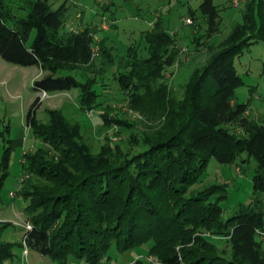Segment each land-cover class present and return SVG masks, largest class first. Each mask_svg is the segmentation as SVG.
Here are the masks:
<instances>
[{
  "label": "trees",
  "instance_id": "1",
  "mask_svg": "<svg viewBox=\"0 0 264 264\" xmlns=\"http://www.w3.org/2000/svg\"><path fill=\"white\" fill-rule=\"evenodd\" d=\"M10 2L0 0V58L40 69L33 93L75 89L81 111L96 109L107 97L100 81L116 67L113 82L145 122L140 131L134 123L103 116L108 127L130 133L127 143L106 142L93 153L80 127L62 111L46 109V121H40L41 101L34 98L25 123L41 146L22 155V171L30 177L19 192L32 226L25 235L28 249L54 264H99L111 260V250L123 255L141 249L156 262L142 258L132 264H264V240L257 235L264 231V122L248 120L247 103L235 101L244 82L234 66L245 48L264 45V0L245 2L242 23L220 48H211L180 98L164 74L180 52L161 20L142 35L146 57L130 46L125 58L116 60L105 37L95 44L98 56L93 55L91 27L66 29L64 4L53 9L49 0H20L25 16H16ZM199 12L207 36L217 28L219 10L211 0H201ZM194 29L198 33L199 27ZM227 122L239 125L242 136L225 130ZM9 152L4 149L0 187L8 175ZM211 159L222 165L255 163L248 203L227 218L220 206L226 184L196 186ZM8 225L0 224V230ZM215 240L227 241V257ZM14 247L22 249V243L0 240V264L14 258Z\"/></svg>",
  "mask_w": 264,
  "mask_h": 264
},
{
  "label": "rangeland",
  "instance_id": "2",
  "mask_svg": "<svg viewBox=\"0 0 264 264\" xmlns=\"http://www.w3.org/2000/svg\"><path fill=\"white\" fill-rule=\"evenodd\" d=\"M23 1V0H22ZM212 5L219 10L217 28L207 33L205 17L199 12L201 0H49L53 9L65 6L66 29L69 31L89 26L93 32L92 53L98 56L97 43L105 39L107 47L113 46L115 59L125 58L130 46L138 49L139 57H146L142 35L151 29L152 25L161 20L162 26L177 40L179 56L177 62L165 70V78L175 96L180 98L183 86L196 70H202L211 52L217 50L219 44L231 32L232 28L243 21L242 11L244 0L240 7L232 5L231 0H211ZM11 11L16 16H25L18 6L20 0H11ZM191 23L186 24L185 19ZM68 21V22H67ZM83 24L77 28V25ZM199 27V31L194 29ZM34 36L32 32L29 42ZM195 42L193 38L197 37ZM213 48V51L211 50ZM94 57V58H95ZM264 45L261 42L250 45L234 61V66L244 84L235 92V101L247 103L244 116L248 120L264 122ZM116 67L108 69L105 78L100 82L106 84L105 104L89 111H81L77 103V90L41 95L34 94L31 80H36L42 73L33 68H23L6 63L0 58V168L5 148H10L7 165V177L0 187V218L2 223L9 225L0 230V240L13 244L21 243L23 224L26 216L23 211L25 203L21 198L11 199L9 192L22 172V155L35 151L41 142L35 140L25 123V115L30 103L35 97L41 101L37 117L46 121L45 110L55 109L73 124L80 127L81 138L90 146L93 153L106 143L119 144L121 139L126 142L129 129L108 127L104 117L123 119L144 129V117H140L120 94L112 79ZM24 69V70H23ZM34 70V71H33ZM33 80V81H34ZM110 104V105H109ZM109 105V106H108ZM110 107V108H109ZM261 123V122H260ZM225 130L242 136L243 132L237 124L222 125ZM109 140V141H108ZM127 143V142H126ZM245 158V156L240 159ZM255 163L251 159L241 164L240 160L233 165H222L211 159L201 178L199 188L211 184H226L227 198L220 203L225 218L233 215L246 205L252 193V176ZM258 235V234H257ZM261 240V239H260ZM263 240V239H262ZM219 252L229 255L230 246L226 240H215ZM264 248V243H263ZM21 248L14 247L13 254L19 255ZM30 256L33 251H28ZM144 250H131L118 254L110 251V258L115 264H132L137 257H148ZM32 261L27 259L23 264H49L47 258ZM153 259V257H151ZM104 260V258L102 259ZM106 262V259H105ZM153 262H156L153 259Z\"/></svg>",
  "mask_w": 264,
  "mask_h": 264
},
{
  "label": "built area",
  "instance_id": "3",
  "mask_svg": "<svg viewBox=\"0 0 264 264\" xmlns=\"http://www.w3.org/2000/svg\"><path fill=\"white\" fill-rule=\"evenodd\" d=\"M244 1V0H231V3L233 6L235 7H240V3ZM185 23L186 24H190L191 23V20L190 19H185ZM97 48V47H96ZM41 95H46L45 92H40ZM30 177V174L28 172H21V174L17 177L14 185H13V190H11L8 194H9V197L11 199H19V192L21 190V186L22 184ZM4 221L1 220L0 218V223H2ZM23 228V231H22V235H21V243H22V251H21V254H22V257H23V260L27 262V255H28V247L26 246L25 244V235L28 231H30L32 229V226L29 222L25 221V223L23 224L22 226ZM257 234L260 236L261 239L264 240V231H257ZM144 258V260L148 261V262H153V259L151 257H137L135 258V260L137 259H142ZM28 263V262H27ZM3 264H11V263H8V262H5ZM99 264H105V259L104 260H101V262Z\"/></svg>",
  "mask_w": 264,
  "mask_h": 264
},
{
  "label": "crops",
  "instance_id": "4",
  "mask_svg": "<svg viewBox=\"0 0 264 264\" xmlns=\"http://www.w3.org/2000/svg\"><path fill=\"white\" fill-rule=\"evenodd\" d=\"M80 25L81 24H79V26L78 27H80ZM83 25V24H82ZM81 25V26H82ZM84 27V26H83ZM24 69L25 68H33L35 71H39L40 72V69L38 68V67H36V66H33V67H23ZM23 69V70H24ZM33 70V71H34ZM42 72H40V74H41ZM34 77H32V80H31V86H32V83H33V79ZM34 94H36V93H34ZM20 175V174H19ZM33 255L34 256H30V254H29V252H28V255H27V259H30V260H32V261H35V260H37L38 258L37 257H41L40 259H44V258H47V257H44V256H42V255H39L38 253H36V252H34L33 251ZM48 259V258H47ZM49 260V259H48ZM8 263H11V264H23V262H24V260H23V257H22V254H21V252H20V254L19 255H14V258L11 260V261H7ZM25 263V262H24ZM49 264H54V263H52L50 260H49V262H48ZM67 264H85L84 262H76V261H74V260H70V261H68V263ZM105 264H115V262L114 261H112V260H106V262H105Z\"/></svg>",
  "mask_w": 264,
  "mask_h": 264
}]
</instances>
